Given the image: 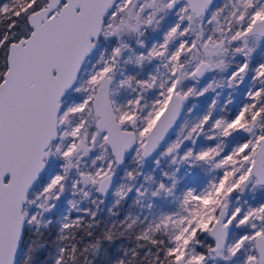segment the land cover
Returning <instances> with one entry per match:
<instances>
[{"label":"snow or ice","instance_id":"obj_1","mask_svg":"<svg viewBox=\"0 0 264 264\" xmlns=\"http://www.w3.org/2000/svg\"><path fill=\"white\" fill-rule=\"evenodd\" d=\"M0 264H264V0H0Z\"/></svg>","mask_w":264,"mask_h":264}]
</instances>
